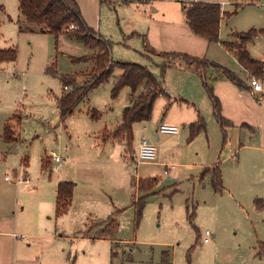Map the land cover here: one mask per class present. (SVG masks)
<instances>
[{
    "label": "rangeland",
    "instance_id": "obj_1",
    "mask_svg": "<svg viewBox=\"0 0 264 264\" xmlns=\"http://www.w3.org/2000/svg\"><path fill=\"white\" fill-rule=\"evenodd\" d=\"M191 1L157 0L151 5L113 8L100 0H80L86 24L111 41L112 59L146 66L159 86L170 91L158 96L149 121L133 124L129 143L104 144L102 133L116 131L125 107L146 92V83L136 92L122 87L114 98L121 74L116 67L63 121L57 100L73 86L92 80L94 61L78 59L92 56L94 50L66 33L56 37L22 22L19 1L1 0L5 11L0 13V49H16L18 56L15 62L0 63V123L17 115L13 123L21 139L0 150V189L10 188L14 197L17 194L20 207L31 218L43 206L49 212L45 218L55 226L58 240L76 264H264L258 254L259 242L264 244V206L257 205V200L264 203V179L258 180L256 168H245L247 151H240L249 131L221 126L203 81L196 98L189 88L184 90L185 82L175 68L178 62H169L162 54L183 40L178 25L184 23V4ZM219 1L226 3L219 41H202V58L233 72L247 85L246 72L240 73V64L225 43L237 40L234 33L264 29V0ZM236 3L242 6L228 15ZM21 25L27 29L21 31ZM246 47L253 58L263 57L264 35ZM68 76L74 77L75 84L66 90L62 78ZM206 77L209 83L215 79L214 87L223 78L214 68ZM260 82L264 86V77ZM181 92L184 96L178 98ZM92 111L98 119L91 117ZM200 117L205 129L192 137L190 124ZM162 124L176 125L180 133H160ZM10 135L13 139L12 131ZM142 139L156 147L152 162L138 163ZM21 156L29 158L28 167L20 164ZM45 156L51 166L44 169ZM68 159L74 161L66 170ZM216 166L222 174L221 190L214 185L212 169ZM20 169L22 179H29L26 184L16 183ZM64 174L80 184L68 210L57 215L54 186ZM146 179L156 182L151 191L141 192L137 182ZM142 197L145 204L138 218L134 202ZM110 216L119 223L117 231L110 232V238L93 239L105 226L100 221ZM39 248L33 245L34 252Z\"/></svg>",
    "mask_w": 264,
    "mask_h": 264
},
{
    "label": "trees",
    "instance_id": "obj_2",
    "mask_svg": "<svg viewBox=\"0 0 264 264\" xmlns=\"http://www.w3.org/2000/svg\"><path fill=\"white\" fill-rule=\"evenodd\" d=\"M242 6L236 3L234 12H224L228 15L237 13V10ZM5 8L0 0V13L4 12ZM20 19L28 25L39 27L43 32H48L56 37L60 34L66 33L71 37H75L82 41L86 47L94 50L92 56L79 58L78 60H93L95 67L91 73L92 80L79 86H73L74 89L68 93L63 94L58 98L57 103L60 110L61 119L65 120L72 114L76 104L87 95L88 91L94 87L104 83L112 75L114 69L119 67L121 74L116 79V84L112 92L115 98L122 87L129 86L133 92H136L138 86L146 83V92L134 98L130 106L125 107L122 113L121 123L114 132L105 131L104 138L112 137L113 139L122 140L129 143L132 138V126L136 122L149 121L152 117L153 107L156 99L161 94H166L159 86L153 74L144 65L136 63L115 62L111 58V41L96 34L86 24L79 4L76 0H19ZM184 17L187 25L192 32L208 42L219 41L220 23L222 19V8L218 2L209 0H195L183 6ZM21 20H19L20 22ZM27 29V26H20V30ZM259 34L264 35V29H252L246 33H234L236 41L225 43V48L229 50L238 62L249 71L250 76H255L258 79L264 77V62L255 59L251 56L247 49L249 44ZM169 62H179L186 68L195 71L201 78L207 95L209 96L212 105L213 113L218 123L223 125H232L222 114V106L219 98L215 95L213 82L209 83L206 77L207 71L210 68L217 69L220 76L225 77L235 83L240 88H248V86L233 72L212 64L205 58H197L185 53L171 52L163 53ZM18 56L16 49H0V63L15 62ZM164 66H168L165 64ZM65 87L75 84L73 76L62 78ZM91 117L98 119L99 115L96 111H92ZM205 129V122L202 117L195 123L190 124L191 135L196 136L200 131ZM11 129L6 124L3 138L6 142H12ZM43 168H46V162H43ZM206 169L205 172H209ZM215 188L222 189V174L219 167L212 169ZM156 179L139 180V191H151ZM215 182V181H214ZM75 183L71 181H62L57 186L56 210L57 215L65 213L72 203L74 195ZM145 204V197H142L134 202L137 210V217L140 218ZM257 205L263 207L264 203L257 200ZM191 222L194 219V212L189 214ZM103 228L92 237L93 239L110 238V232H116L118 222L115 218L110 216L105 221H100ZM258 254L264 257V244L259 242ZM114 255V252H113ZM76 259L71 258L70 264H75Z\"/></svg>",
    "mask_w": 264,
    "mask_h": 264
},
{
    "label": "crops",
    "instance_id": "obj_3",
    "mask_svg": "<svg viewBox=\"0 0 264 264\" xmlns=\"http://www.w3.org/2000/svg\"><path fill=\"white\" fill-rule=\"evenodd\" d=\"M209 1L218 2L221 5L222 10L226 5L225 2H220L219 0ZM77 3L79 4L80 0H78ZM223 3H225V5L222 6ZM82 9L80 7L81 14L84 18L86 16L84 14V10L82 11ZM156 9L157 8L153 5V10L156 11ZM18 12L20 18L19 6ZM178 27L183 33V40L176 42V48L167 49V51L163 53L178 52L202 58L204 55L202 53L204 50L202 47L204 48L205 45L202 41L207 40L194 34L187 25L185 19L184 23L183 21L180 22ZM94 32L102 36V34L96 31ZM144 45H147V48L149 46L146 44V41L144 42ZM263 59L264 56L258 60L263 61ZM178 64L179 66H175V68L177 69L176 71H179L185 82L183 83L184 90L189 88L193 96L198 98V96H200L201 89L203 90V78H201L195 71L186 68L179 62ZM242 72H246L248 76L246 80L248 88H240L232 81L223 77L215 81L214 92L221 102L223 116L232 123V126L248 129L249 139L241 145L240 151H247L243 155V159L245 161L244 165H247L245 168H256V177H259L258 180L260 181L264 179V162L261 161L264 160V86L262 85L263 90L261 92H257L255 94L251 93L250 73L240 64V73ZM66 90H69V87ZM163 90L169 95L168 92L170 91H167L166 89ZM182 92L178 95V98L184 96ZM16 116L17 115L9 116L0 123L1 151L7 144L18 142L21 139V136L17 132L16 126L13 123ZM6 124L9 125L12 131V142H6L3 138ZM104 132L101 135L104 144L110 141H117V139L115 140L112 137L104 138ZM260 157H263V159ZM240 160L241 159H239V162ZM20 161L21 165L28 167L29 158L27 156H21ZM73 161L74 160L71 159L66 160L64 162V169L67 170L69 163L72 164ZM43 162H46V168L51 166V161L48 156L43 158ZM60 168L62 169V166ZM18 175L22 176L21 169L18 171ZM65 175L66 174H64L62 179H59L60 181L55 184L53 198H57V186L60 182L74 180L72 177H66ZM79 184L80 182L76 181L73 195L74 199H76L78 195ZM5 191L8 192V194L0 189V264H70V260L72 258L71 254L65 251L64 244L58 240L55 226H53V224L45 218V215L49 214V212H44L42 206L40 211L37 213V217L31 218L29 214L25 212V208L22 206L20 207L21 201L17 194L14 197V195L10 193V188ZM34 244L39 245L40 250L38 249L34 252Z\"/></svg>",
    "mask_w": 264,
    "mask_h": 264
},
{
    "label": "built area",
    "instance_id": "obj_4",
    "mask_svg": "<svg viewBox=\"0 0 264 264\" xmlns=\"http://www.w3.org/2000/svg\"><path fill=\"white\" fill-rule=\"evenodd\" d=\"M101 2H105L108 5H110L113 8H116L117 5L119 4H140V5H151L153 4L155 1L157 0H100ZM195 1V0H193ZM225 5V3L222 4V6ZM264 62V59H263ZM250 90L251 93L255 94L257 92H261L263 90V86L260 82V80L255 77L252 76L250 78ZM66 89H68V87H65ZM24 93H26V90L24 91ZM159 132L166 134V135H170V136H176L180 133V128L176 125H170V124H162L159 127ZM52 157L55 158L56 162L60 161V158L58 156H56V154L53 152L52 153ZM156 159V147L155 145L151 144L150 142H148L145 139H142L139 145V150H138V155H137V160L138 163H142V162H152ZM6 180H9V177L5 178ZM29 182V179L26 177L25 179H22V176L17 177L16 179V183L18 185L21 184H26ZM209 234V231H207V235Z\"/></svg>",
    "mask_w": 264,
    "mask_h": 264
}]
</instances>
